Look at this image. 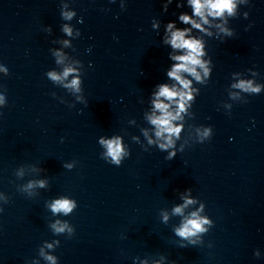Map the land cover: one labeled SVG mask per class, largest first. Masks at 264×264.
I'll return each instance as SVG.
<instances>
[{
    "label": "water",
    "instance_id": "95a60500",
    "mask_svg": "<svg viewBox=\"0 0 264 264\" xmlns=\"http://www.w3.org/2000/svg\"><path fill=\"white\" fill-rule=\"evenodd\" d=\"M125 2L121 10L120 0H69L77 12L70 26L81 36L73 40L75 50H65V64L83 62L86 106L44 75L63 67L49 51L63 35L61 0H0V64L10 73L0 71V94L7 90V106L0 109V264H46L38 248L56 239L59 247L45 252L58 256L59 264H140L145 258L147 264H264V92L247 104L231 102L227 94L233 72L251 78L247 70L253 69L264 83V0L238 7L239 16L230 19L234 37H205L214 68L208 84L197 85L188 124L211 125L214 135L194 143L186 125L191 146L171 161L155 147L144 151L139 129L148 126V97L167 80L171 64V49L161 43L164 24L191 10L177 8V0L167 12L163 0ZM154 17L161 21L159 34L151 27ZM49 26L51 34L44 31ZM225 101L233 103L230 114ZM113 134L122 135L131 152L119 167L101 158L98 144L100 136ZM133 136H141L139 144ZM44 178L46 188L25 191L29 181ZM187 188L196 203L185 215L203 205L200 215L214 226L193 238L197 246L181 248L184 241L172 230L182 218L172 208ZM61 196L74 198L78 207L54 217L46 205ZM57 218L75 227L72 238L53 235L48 225Z\"/></svg>",
    "mask_w": 264,
    "mask_h": 264
},
{
    "label": "clouds",
    "instance_id": "9594fccd",
    "mask_svg": "<svg viewBox=\"0 0 264 264\" xmlns=\"http://www.w3.org/2000/svg\"><path fill=\"white\" fill-rule=\"evenodd\" d=\"M110 3H115L116 0H109ZM250 0H177V8L187 7L190 12H180L178 21H169L164 24V31L161 43L170 47L171 51L168 58L171 61L170 66L166 70L167 80L157 84L148 97L149 107L143 113L144 121L147 127H140L139 131L146 141L147 146L143 147L144 151H149L155 147L159 151L166 153V160H173L178 152H183L188 145L186 136L184 135L187 125V134L194 133V143H205L210 141L214 135V129L211 125H194L188 124L189 119H194L195 113L192 111V106L196 102L197 96L200 94V86H206L211 79L214 63L208 54L207 41L208 38H218L222 42L226 38H232L236 35L235 30L230 26V19L238 17V7L241 4L249 3ZM173 0H163L162 10L167 12ZM121 10H125V0H120ZM105 11H108L105 9ZM248 12L243 14L247 19ZM77 17V12L70 8L69 0H61L60 4V32L63 34L61 38L53 41V44L59 47L51 48L50 55L55 65L63 66L57 71L53 68L47 71L45 79L51 84L61 87L66 92L75 96L78 103L87 106V100L84 96L83 62L80 59H73L70 64H65L66 49H74L73 40L81 36V31L70 22ZM82 23V18L77 21ZM183 24L184 27H178L177 24ZM153 30L159 34L161 21L158 18H153L151 22ZM250 23L245 30L251 28ZM45 32L51 34V26L44 29ZM75 32V35L73 33ZM64 37H69L71 40ZM61 46L63 50H61ZM90 51V49H89ZM89 63V67H91ZM0 71H3L4 76H8L9 69L7 66L0 64ZM251 78H246L244 72L231 73V83L228 85L227 94L228 100L236 103L247 104L248 97L260 95L264 92V83L258 82L259 73L253 69H248ZM71 77V79H69ZM6 89H3V94H0V109L7 106ZM52 96L56 97L53 92ZM61 103L65 100L59 98ZM143 102V101H141ZM222 107L230 114L233 108V103L221 102ZM69 107H75L70 105ZM2 114V113H0ZM130 125H135L136 120L130 119ZM151 130V135H149ZM141 136H133L132 142L139 144ZM178 142L179 146H178ZM98 144L104 149L101 158L109 164L117 167L121 166L126 158L131 155L129 146L124 142V137L120 134L111 136H100ZM63 167L72 169V164L63 165ZM46 171V169H42ZM49 184L48 178L29 181L25 186V191H29L34 187L46 188ZM191 188L185 189L183 192H178L182 203L177 204L172 208V215L180 216L181 223L178 227L173 228L174 235L183 243L179 247L185 248L189 245L197 246V240L193 239L198 234H206L214 226L213 220L203 217L200 212L203 210V205L197 211L190 212L185 215V209L189 205L196 203L195 200L189 198ZM29 195L31 192L29 191ZM47 208L54 217L70 216L78 207L77 201L72 197L61 196L53 198L50 203H47ZM4 208H0V213H3ZM169 215L167 211H161V222L167 223ZM207 226V227H206ZM49 229L55 236H60L67 233V238H72L75 235V227L66 219L57 218L50 222ZM60 245V240L56 239L52 243L47 240L43 241L38 248V255L46 264H59V257L56 255H48L45 248L55 251ZM254 256L260 258L261 252L259 249L254 251ZM139 259V257H137ZM33 264H39V260L33 261ZM140 264H147V258L140 261ZM154 264H160L159 260L154 261Z\"/></svg>",
    "mask_w": 264,
    "mask_h": 264
}]
</instances>
